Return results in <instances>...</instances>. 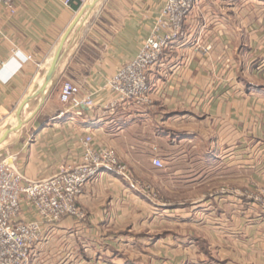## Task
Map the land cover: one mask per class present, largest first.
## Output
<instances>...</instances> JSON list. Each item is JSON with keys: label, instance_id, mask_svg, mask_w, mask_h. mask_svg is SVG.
<instances>
[{"label": "crops", "instance_id": "1", "mask_svg": "<svg viewBox=\"0 0 264 264\" xmlns=\"http://www.w3.org/2000/svg\"><path fill=\"white\" fill-rule=\"evenodd\" d=\"M66 1L18 0L15 14L0 5V157L49 179L80 163L91 134L130 180L109 172L89 183L85 220L45 225L30 264H149V248H173L151 264H264V222L250 219L264 210L248 197L251 183L264 186V0H199L148 71L150 103L115 107L107 81L138 55L166 0ZM66 81L94 107L61 116ZM155 157L178 168L188 206H151ZM220 167L241 188L190 194ZM21 210L19 220H39Z\"/></svg>", "mask_w": 264, "mask_h": 264}, {"label": "built area", "instance_id": "2", "mask_svg": "<svg viewBox=\"0 0 264 264\" xmlns=\"http://www.w3.org/2000/svg\"><path fill=\"white\" fill-rule=\"evenodd\" d=\"M18 0H0L11 14L17 11ZM72 0H67L70 4ZM199 0H166L157 23L138 55L123 65L107 81L106 89L113 94L111 107L122 103H150L151 86L148 71L157 66L167 49L184 37V24ZM207 48L197 46V51ZM60 101L67 107L61 116L79 115L84 108H93L92 94L82 95L70 81L63 83ZM82 157L76 166L63 167L49 179L30 180L20 173L12 158L0 157V264H30L34 250L46 238L45 225L55 227L65 218L82 223L86 214L79 205L84 188L103 173L114 172L130 180L128 168L114 149L97 146L88 134L82 141ZM153 164L164 168L160 157ZM22 204L37 212L38 221L19 220Z\"/></svg>", "mask_w": 264, "mask_h": 264}, {"label": "rangeland", "instance_id": "3", "mask_svg": "<svg viewBox=\"0 0 264 264\" xmlns=\"http://www.w3.org/2000/svg\"><path fill=\"white\" fill-rule=\"evenodd\" d=\"M127 153V152H125ZM155 153L150 151L149 158H152ZM178 171L177 167L168 166L166 167L164 163L163 169H149V203H151L152 207L160 208L158 205H169L171 207H184L185 205H189L190 201L185 200V192L181 189V184L179 180V176L176 174ZM204 174L202 186L196 185L195 188L191 189V193L193 194L196 192L199 193H209L210 192V185L212 191H216L213 187H216L219 194L221 193H230L231 191L241 188L235 185H232L227 180V173L223 167L217 168L216 170L213 169L212 172L207 170ZM211 173H214L213 176H210ZM128 176L130 177V172H128ZM212 179V180H211ZM194 187V186H193ZM192 187V188H193ZM168 190L172 192V194H168ZM249 202L251 207L259 206L261 208V212L264 210V186L260 184L251 183L248 191ZM188 202V203H187ZM256 205V206H255ZM258 207V208H259ZM264 211L262 214H253L250 217L252 221L262 219L261 221L264 222ZM168 252L165 251L163 248H149V264H151L154 260L155 262L160 260L162 253L164 257H170L173 254V248L167 249ZM134 255L138 254V252H132ZM47 254V252H45ZM49 254V251H48Z\"/></svg>", "mask_w": 264, "mask_h": 264}, {"label": "water", "instance_id": "4", "mask_svg": "<svg viewBox=\"0 0 264 264\" xmlns=\"http://www.w3.org/2000/svg\"><path fill=\"white\" fill-rule=\"evenodd\" d=\"M57 62H58V59L55 60L53 66H52V69H51V71L49 72V75H48V79H49V80L52 79V77H53V75H54V71H55V67H56Z\"/></svg>", "mask_w": 264, "mask_h": 264}]
</instances>
